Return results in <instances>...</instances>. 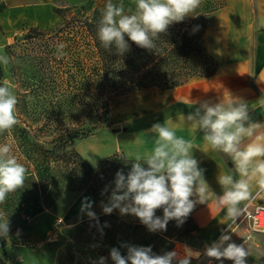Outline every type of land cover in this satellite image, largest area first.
I'll return each instance as SVG.
<instances>
[{
	"label": "clouds",
	"instance_id": "clouds-1",
	"mask_svg": "<svg viewBox=\"0 0 264 264\" xmlns=\"http://www.w3.org/2000/svg\"><path fill=\"white\" fill-rule=\"evenodd\" d=\"M134 3L135 10L129 9L130 14H126L123 3L107 0L97 28L98 39L105 49L115 46L117 54L123 55L129 51L128 40L138 47L154 49L159 34L165 33L174 22H182L192 15L201 0H134ZM65 47V44H59L57 58L64 54L62 50ZM0 63L7 64L9 59L0 56ZM17 103L12 86L4 81L0 84V134L11 131L19 123ZM181 119L193 130L202 132L203 141L212 150L231 158L239 178L220 173L217 180L223 194L217 195L210 189L204 170L192 155V141L177 136L170 123H155L149 130L155 134L153 149L143 155L137 154L127 175L123 170L117 171L115 186L108 202H102V211L111 214L118 209L121 215L137 217L150 232L166 231L170 220H175L180 226L197 203L209 204L214 198L216 207L226 210L224 216L230 223H226L227 231L218 241L205 246L203 254L221 262L230 260L233 264H246L249 252L245 245L252 239L251 235L244 239L243 244H237L228 232H233L239 217L254 219L248 212V206L255 197L264 196V134L256 135L261 124L250 120L247 103L231 95L218 103L200 102L195 112ZM254 136L252 142L242 143L245 138ZM26 173L27 168L13 155L12 145L0 144V204L6 202L9 193L24 187ZM107 191L106 187L104 192ZM92 203L84 197L81 213L98 223L96 213L91 210ZM161 208L162 217L155 214ZM9 232L8 217L0 211V237L7 239ZM19 234L20 230H17V236ZM122 247L127 249L126 255L115 247L110 250L114 264H173L174 261L175 264H190L192 258L201 256L199 251L187 245L182 246L183 255L177 250L157 255L151 246L125 244ZM106 260L100 257L96 264H106Z\"/></svg>",
	"mask_w": 264,
	"mask_h": 264
},
{
	"label": "trees",
	"instance_id": "trees-1",
	"mask_svg": "<svg viewBox=\"0 0 264 264\" xmlns=\"http://www.w3.org/2000/svg\"><path fill=\"white\" fill-rule=\"evenodd\" d=\"M217 9L200 7L182 22L169 25L165 33L159 34L155 40L156 46L151 50L138 47L125 36L130 47L123 55L117 54L115 46L110 49L102 46L97 36L101 13L95 11L91 17L85 18L81 25L71 29V32H76L79 40L83 41L87 56L80 58L63 52L59 58L54 54L36 59L38 72L43 75L42 81L47 70L51 74L54 83V88L48 93L51 99H56L57 104L64 99V104L71 109L82 107L84 115L79 122L64 129L54 128L51 141L53 147L47 151L49 155L44 158L43 164L35 166L34 162L26 159L24 166L27 173L24 185L35 190L43 189V192L51 186L53 197L48 203L38 202V195L22 196L24 204L21 211L32 216L37 215L44 209L53 207L55 198L66 189L86 192L98 200L110 197L111 189L115 186V174L123 170L127 175L132 160L123 154H114L92 167L71 147L74 141L88 139L100 127L101 114L90 120L93 118L94 102L100 106L99 110L107 114V101L114 97L151 88L172 90L193 79L214 76L220 64L206 49L205 33L212 22L210 15ZM54 11L64 18V9L56 8ZM57 80L66 85L64 92L57 89ZM36 94L41 98L40 93ZM24 109H28L27 105H24ZM70 112L72 113V110ZM29 128L33 129L30 126L18 128L21 130L17 137L27 153H31L30 148H37L29 142L32 136V130ZM106 187L108 191L104 192ZM5 206L7 211L9 210L8 215H11L10 209L13 210L15 205L7 202ZM155 214L162 217L163 209H157ZM94 227L100 230L103 238L109 240L110 246L118 248L122 255L127 254V249L122 247L125 244L151 246L153 253L163 255L172 251L175 243L183 242L199 231L191 213L182 225L177 226L175 220H170L166 231L157 232H150L138 218L132 222H124L111 213L98 217V223L92 219L85 221L83 227L77 231V236ZM0 264H8L6 256L0 255ZM70 264L80 263L71 256Z\"/></svg>",
	"mask_w": 264,
	"mask_h": 264
},
{
	"label": "crops",
	"instance_id": "crops-1",
	"mask_svg": "<svg viewBox=\"0 0 264 264\" xmlns=\"http://www.w3.org/2000/svg\"><path fill=\"white\" fill-rule=\"evenodd\" d=\"M60 1L72 0H0V47L22 30L51 29L60 24L62 18L54 11ZM205 45L220 64L218 72L172 90L151 88L121 96L111 111L112 133L89 138L80 145L81 154L92 167L114 154L134 160L137 154L150 152L155 134L149 130L155 123L167 122L174 126L177 136L192 141V155L204 170V178L213 192L223 194L217 180L220 173L239 178L231 158L212 150L203 141V133L193 130L181 117L195 112L200 102L218 103L231 95L247 103L250 120L261 124L256 135L264 134V0H228L207 28ZM253 140L255 136L245 138L242 143ZM255 192L254 188V196ZM250 204L264 207V196L255 197ZM225 211L216 207L213 198L209 204L197 203L191 212L199 228L196 235L200 246L194 250L201 253V258H207L209 264H233L203 254L206 245L218 241L227 231L226 223L230 221L225 219ZM228 234L237 244H243L251 235L245 245L249 252L246 264H264V235L252 233L246 223L238 222Z\"/></svg>",
	"mask_w": 264,
	"mask_h": 264
},
{
	"label": "rangeland",
	"instance_id": "rangeland-1",
	"mask_svg": "<svg viewBox=\"0 0 264 264\" xmlns=\"http://www.w3.org/2000/svg\"><path fill=\"white\" fill-rule=\"evenodd\" d=\"M112 2L123 3L126 14H130L129 9L135 10L134 0H112ZM106 3L107 0L57 2L54 9H64L65 13L64 18L61 17L60 24L51 29L22 30L18 36L0 47V56L9 59L7 64L0 63V84L8 81L12 86L18 99L16 115L19 120L11 131L0 134V144H11L13 155L23 165H26V159L34 162L35 166L39 163L43 164L44 158L49 155L47 151L53 147L51 141L54 137V128L64 129L70 124L79 122L84 115L81 111L82 107L71 109L64 104V99H61L58 104L56 99H51L48 94L51 88H54L51 74L47 70L42 81L43 75L38 72L36 59L58 55V46L61 43L66 45L62 50L66 52V55L80 58L87 56V48L83 45V41H80L76 32H71V29L81 25L84 19L91 17L95 11L101 13ZM227 4L228 0H201L198 8L217 7L218 9L210 15L213 21ZM59 30L62 31L58 32ZM57 85V89L64 92L66 85L60 84L59 80H57ZM36 91L41 94V98L37 96ZM24 96L26 98H23ZM121 96L107 101L109 105L107 114L99 110L100 106L96 105V101L94 102L93 118L90 120H94L100 114L102 120L100 127L89 138L112 133L111 111L113 104ZM24 105H27L28 109L25 110ZM22 122L24 125H21ZM27 126L33 128H29L32 130L29 142L37 146L34 150L30 148L31 153L25 152L26 149L17 139L21 130L18 128L24 129ZM85 140L87 139L76 140L71 147L88 163L79 149ZM51 190V186L43 192V189L35 190L24 185L23 188L9 193L6 202L0 204V211L5 213L10 223L9 237L7 239L0 237V255L6 256L8 264H70L71 256L80 264H96L100 257L107 258L106 264H114L110 258V250L113 247L110 246L109 240L103 238L100 230L94 227L86 230L81 236H77V231L83 227L84 222L90 220L85 213H81L84 197H88L93 202L91 210L96 213L97 217L106 215L102 211L101 204L102 202L107 203L109 198L98 200L86 192L66 189L55 198L53 207L46 208L37 215L32 216L21 211L24 204L22 196L38 195L40 196L38 202L50 203L53 197ZM7 202L15 205L13 210L10 209L11 215H8L9 210L7 211L5 206ZM112 213L124 222H132L137 218L130 214L121 215L118 209H114ZM17 230H20L19 236H17ZM184 245L193 250L198 248L200 242L197 235L193 234L185 241L175 243L173 250L180 251L183 255L182 246ZM190 264H209V262L207 258L200 257V259L192 258Z\"/></svg>",
	"mask_w": 264,
	"mask_h": 264
},
{
	"label": "built area",
	"instance_id": "built-area-1",
	"mask_svg": "<svg viewBox=\"0 0 264 264\" xmlns=\"http://www.w3.org/2000/svg\"><path fill=\"white\" fill-rule=\"evenodd\" d=\"M248 212L251 213L254 219L248 220L241 216L237 219V222L246 223L250 231L264 235V207L249 204Z\"/></svg>",
	"mask_w": 264,
	"mask_h": 264
}]
</instances>
